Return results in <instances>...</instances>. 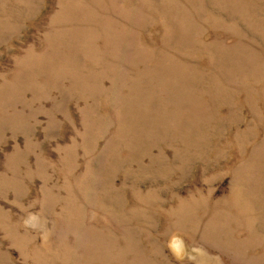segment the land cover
<instances>
[{
	"label": "rangeland",
	"instance_id": "obj_1",
	"mask_svg": "<svg viewBox=\"0 0 264 264\" xmlns=\"http://www.w3.org/2000/svg\"><path fill=\"white\" fill-rule=\"evenodd\" d=\"M0 264H264V0H0Z\"/></svg>",
	"mask_w": 264,
	"mask_h": 264
}]
</instances>
